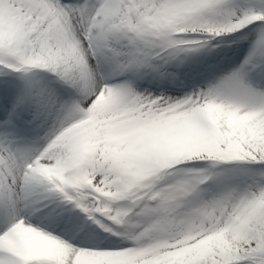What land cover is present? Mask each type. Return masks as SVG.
Here are the masks:
<instances>
[{"label":"snow or ice","instance_id":"obj_1","mask_svg":"<svg viewBox=\"0 0 264 264\" xmlns=\"http://www.w3.org/2000/svg\"><path fill=\"white\" fill-rule=\"evenodd\" d=\"M0 264H264V0H0Z\"/></svg>","mask_w":264,"mask_h":264}]
</instances>
